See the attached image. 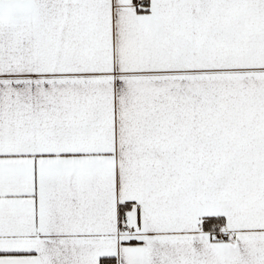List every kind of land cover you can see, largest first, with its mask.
Masks as SVG:
<instances>
[{
	"label": "snow or ice",
	"instance_id": "snow-or-ice-1",
	"mask_svg": "<svg viewBox=\"0 0 264 264\" xmlns=\"http://www.w3.org/2000/svg\"><path fill=\"white\" fill-rule=\"evenodd\" d=\"M0 264H264V0H0Z\"/></svg>",
	"mask_w": 264,
	"mask_h": 264
}]
</instances>
